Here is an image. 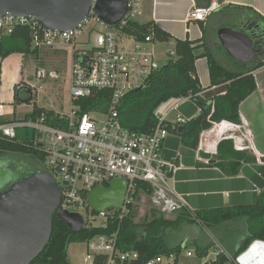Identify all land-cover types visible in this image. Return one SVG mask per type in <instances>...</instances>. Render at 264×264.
<instances>
[{"label":"built area","instance_id":"2783aa9c","mask_svg":"<svg viewBox=\"0 0 264 264\" xmlns=\"http://www.w3.org/2000/svg\"><path fill=\"white\" fill-rule=\"evenodd\" d=\"M97 1L91 0L89 13L76 29L65 32L46 29L33 18L6 15L0 19V142H15L43 158L44 170L40 172L50 175L60 190L57 211L78 214L83 219V228L94 227L92 223L96 219L102 220L101 227L115 219L123 220L135 204L139 184L148 185L150 204L159 214L170 216L184 211L193 215L185 198L170 187L169 176L175 172V164L161 158L164 140L187 121L178 108L190 98L169 100L166 103L170 105L162 112L156 109L153 112L156 124L148 133L131 132L121 125L118 116L121 99L126 93L145 87L161 62L157 61L156 44L150 35L138 39L122 32L129 22L141 16V0H126V13L115 25H107L97 17L94 12ZM190 3L188 19L195 22H205L221 8L218 0H211L205 6H198L197 0ZM16 26L30 29L33 49L59 45L72 48V108L69 115L57 113L62 118L59 126H52L45 115L16 119L10 114V104L3 99L5 59L1 41ZM172 55L170 49L166 57ZM102 90L111 92L106 112L81 113L76 102ZM172 113L175 118L170 124L168 117ZM115 180L126 184L122 206L99 213L92 211L87 204L89 192L94 188H109ZM117 238L116 231L84 243L83 264H179L182 257L195 256L184 247L179 256H157L140 263L137 252L119 250ZM216 248L220 249L219 254L230 258L219 246ZM200 264H206L205 259Z\"/></svg>","mask_w":264,"mask_h":264},{"label":"trees","instance_id":"16d2710c","mask_svg":"<svg viewBox=\"0 0 264 264\" xmlns=\"http://www.w3.org/2000/svg\"><path fill=\"white\" fill-rule=\"evenodd\" d=\"M211 0H197L198 6H205ZM220 3L223 0H218ZM235 10H250L249 8L227 6L221 8ZM252 34L258 45L255 59L242 63L231 59L224 51L226 64L216 58L209 44L202 40L173 39L154 22L140 24L132 21L122 30L127 36L134 35L138 39L151 36L155 44H169L174 55L167 56L160 61V67L150 77L148 84L126 93L120 101L118 110L121 125L131 132L148 133L155 126L153 112L169 100L189 97L201 112L194 118L181 125V131H173L181 143L196 149L198 139L203 131L212 127L213 123L228 122L240 125L239 105L252 95L256 89L253 73L264 67V17L254 13ZM221 48L220 44L217 45ZM261 46V47H259ZM1 50L4 59L12 54L35 55L38 49L32 48L31 32L28 27L16 26L12 33L2 38ZM199 58H206L208 64L210 86L203 89L195 70V62ZM213 88V89H212ZM31 94L27 103L33 101ZM111 98L108 90L95 91L91 96L76 102L81 113L93 110L106 112ZM18 102L14 94V103ZM45 115L52 126H59L62 122L60 115L33 105L32 111L26 115L28 119H35ZM19 135L21 132L18 133ZM234 145L231 140H223L217 146L215 159L208 162L209 166L220 168L227 176H236L241 162L252 161L245 153L233 154ZM6 153H18L38 157L41 156L21 148L15 142H0V156ZM9 187V186H8ZM7 186L1 191L8 188ZM142 191V192H140ZM143 195V196H142ZM150 189L146 184H139L135 195V204L130 213L123 220L109 221L106 227H85L79 232H72L66 223L56 214L53 216L52 231L48 243L31 264H70L67 251L73 243H86L97 236H109L118 232L117 246L121 251H135L139 254V262L143 263L157 256H167L181 253V245L173 243V239L180 234L185 225L200 224L208 228H221L230 222L243 221L245 237L237 250L232 251V261L243 253L253 241L264 242V188L258 194L254 204L234 207H224L203 211H196L190 215L184 211L175 213V218H166L153 208L142 218L136 219L138 212L136 205L142 197L149 198ZM196 257L201 260L207 256V249L197 247ZM229 260L223 254H217L209 264H228Z\"/></svg>","mask_w":264,"mask_h":264},{"label":"crops","instance_id":"0c3cea01","mask_svg":"<svg viewBox=\"0 0 264 264\" xmlns=\"http://www.w3.org/2000/svg\"><path fill=\"white\" fill-rule=\"evenodd\" d=\"M141 5L140 17L143 21H137L138 23L154 22L173 39L177 40L195 42L204 37L215 56V53L220 49L226 53L221 45V48L217 46L220 44L217 31L221 28H229L227 23L223 21L228 16L237 13L236 18H234L237 31L247 34L251 40L253 39V14L256 13L264 17V0H223L221 8L237 6L250 10L225 9L223 11L220 8L205 22L189 21L190 0H141ZM216 18L219 20L214 21ZM209 29L212 31L210 32ZM214 37L217 40H214ZM252 43L255 47V38ZM256 47H258L257 44ZM195 70L202 88L208 89L210 78L206 58L196 60ZM255 72L259 75L258 80ZM255 72L253 75L257 89L239 105L240 125L222 122L215 127L212 126L200 134L196 149L184 146L180 138L172 132L162 144V160L173 162L176 167L175 172L169 176L170 187L176 194L185 198L189 208L194 212L254 204L258 194L264 188V122L258 120L262 117L259 114H264V67ZM5 77L6 71L4 70L2 96L6 101L4 95L7 92L8 84ZM15 89L16 86L13 87V92ZM12 99L14 100V94ZM188 103L189 105L183 108ZM200 112L201 109L190 99L179 105L178 108V113L186 120L196 117ZM170 115L168 123L171 124L174 122L175 114L173 118H170ZM223 140L233 142V154L245 153L246 157L252 159V161L241 162V167L236 176H227L220 168L208 165L211 159H215L217 146ZM176 215L172 214L171 217H165L171 219ZM245 232L246 229L235 238L232 251L238 249L245 237ZM190 242H192L191 239L186 235H183L179 240L176 238L175 241L181 246L182 244L187 246ZM228 256L230 257V255ZM236 262L238 264H264V242L253 241L236 258Z\"/></svg>","mask_w":264,"mask_h":264},{"label":"water","instance_id":"95a60500","mask_svg":"<svg viewBox=\"0 0 264 264\" xmlns=\"http://www.w3.org/2000/svg\"><path fill=\"white\" fill-rule=\"evenodd\" d=\"M126 5V0H98L94 12L105 24L115 25L124 17ZM90 9L91 0H0V19L33 18L46 29L65 32L76 29ZM217 38L235 61L248 63L258 53L245 33L221 28ZM125 191L126 184L115 180L109 188L92 189L87 204L95 213L120 208ZM59 202L57 183L40 171L0 192V264H31L49 241L54 214L72 232L83 229L81 216L57 211Z\"/></svg>","mask_w":264,"mask_h":264},{"label":"rangeland","instance_id":"374dc122","mask_svg":"<svg viewBox=\"0 0 264 264\" xmlns=\"http://www.w3.org/2000/svg\"><path fill=\"white\" fill-rule=\"evenodd\" d=\"M231 14V13H230ZM237 13H233L223 20L232 30H238L234 23ZM136 21L142 22L141 17L135 18ZM219 19H214V21ZM239 24V23H238ZM211 32L212 30L209 29ZM214 40H217L214 37ZM169 44H158L155 47L157 61L166 59V53L172 47ZM256 47V44H255ZM257 48V47H256ZM219 49V48H218ZM216 57L224 63L225 57L221 49L217 51ZM255 59V58H254ZM72 61V48L62 45L52 48H43L38 50L35 55H18L12 54L5 59L4 70L6 71V81L8 84L5 93L6 102L10 104V114L15 118L22 119L25 114L32 110L34 104L39 108L53 111L55 113L69 115L72 105L70 98V66ZM256 79H259L258 73L255 72ZM16 86L13 92V87ZM17 94L18 102L14 103L13 94ZM33 95V101L27 103L30 95ZM170 103H164L159 107L162 112L167 109ZM189 105L186 104L183 108ZM260 122H264V114H259ZM11 116V117H12ZM256 116V114H255ZM174 114L170 115L173 118ZM257 121V118H256ZM258 123V122H257ZM258 142V140H257ZM43 163L38 157L18 153H6L0 156V188L4 189L8 184H14L22 178L32 175L38 171H43ZM138 215L136 219L142 218L151 209L152 205L147 197H144L138 205H136ZM171 217V216H168ZM173 216L172 218H174ZM93 226H100L101 219H96L92 223ZM245 224L243 221L226 223L221 228H208L200 224L185 225L183 230L177 236V240L182 236H188L192 242L187 246L182 244L181 249L190 250L195 255V250L200 247L202 250L207 249V256L199 260L196 255L191 259L182 257L179 264H200L204 259L209 264L219 254V246L227 255L228 264H236L232 261V247L235 238L244 232ZM176 241L173 239V243ZM184 252V251H183ZM86 253V245L84 243H73L68 247L67 255L70 264H83Z\"/></svg>","mask_w":264,"mask_h":264},{"label":"flooded vegetation","instance_id":"af4514ba","mask_svg":"<svg viewBox=\"0 0 264 264\" xmlns=\"http://www.w3.org/2000/svg\"><path fill=\"white\" fill-rule=\"evenodd\" d=\"M10 185H11V184H8L7 187L10 186ZM0 190H1V188H0Z\"/></svg>","mask_w":264,"mask_h":264}]
</instances>
